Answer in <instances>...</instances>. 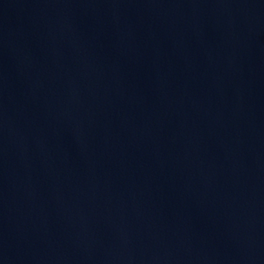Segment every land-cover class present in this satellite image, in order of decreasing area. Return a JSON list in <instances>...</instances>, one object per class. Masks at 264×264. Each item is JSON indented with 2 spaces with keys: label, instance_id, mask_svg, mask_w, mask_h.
<instances>
[{
  "label": "water",
  "instance_id": "1",
  "mask_svg": "<svg viewBox=\"0 0 264 264\" xmlns=\"http://www.w3.org/2000/svg\"><path fill=\"white\" fill-rule=\"evenodd\" d=\"M0 264H264V0H0Z\"/></svg>",
  "mask_w": 264,
  "mask_h": 264
}]
</instances>
